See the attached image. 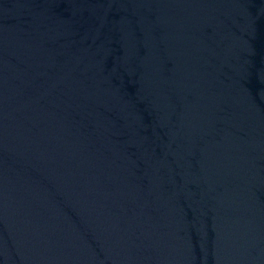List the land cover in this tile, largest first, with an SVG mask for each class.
<instances>
[{
    "label": "water",
    "instance_id": "obj_1",
    "mask_svg": "<svg viewBox=\"0 0 264 264\" xmlns=\"http://www.w3.org/2000/svg\"><path fill=\"white\" fill-rule=\"evenodd\" d=\"M0 264H264V0H0Z\"/></svg>",
    "mask_w": 264,
    "mask_h": 264
}]
</instances>
